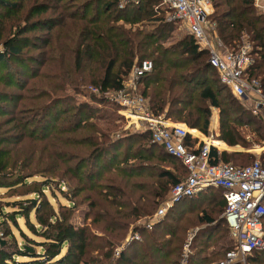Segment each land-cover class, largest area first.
Here are the masks:
<instances>
[{
  "label": "trees",
  "instance_id": "obj_1",
  "mask_svg": "<svg viewBox=\"0 0 264 264\" xmlns=\"http://www.w3.org/2000/svg\"><path fill=\"white\" fill-rule=\"evenodd\" d=\"M24 1L0 0L2 17L19 12ZM210 1L217 35L231 47L241 46L242 38H246L251 51L258 57L256 63L248 67V73L258 77V63L264 62V16L255 12L252 0ZM117 2L32 0L20 22L0 39V63L6 65L5 74L13 76L17 73L9 64L28 68L34 59L38 65L48 64L52 68L41 76L31 69L30 76L44 78L43 88L28 98L27 109L14 112L15 118L0 121V130L6 122L14 121L12 129L17 134L10 141L0 133V187L25 184V178L37 173L49 176V179L57 180L58 187L61 183L68 187L66 194L71 202L68 208L74 207V198L78 194L80 202H87L85 214L90 216L91 225L75 230L67 228V213L55 214L41 193L40 188L45 186L52 189L45 177L39 182L36 198L12 202L26 219L28 229L43 238L35 243L41 251L26 245L17 247L13 235L6 231L3 233L6 240L0 244V264H109L110 240L120 239L130 223L147 218L144 216L186 175L178 159L151 142L148 130L122 131L111 136L100 127L99 121L105 120L113 127L114 121L122 120L120 115L103 117L97 107L75 102L64 92L65 85L93 87L96 93H89V96L101 102L107 91L122 87L123 78L134 62L146 59L151 61V69L141 76L139 84L141 93L148 97L153 115L161 114L207 134L210 107L218 108V139L227 145L248 146L249 141L239 130L240 126L246 125L252 128L254 140L264 143L262 120L261 126L259 119L250 116L232 96L228 93L227 96L220 95L221 88L213 77L215 69L207 62L206 51L198 49L190 36L163 44L173 26L171 21H164L161 13L153 15L157 10L155 0H140L138 4L121 8ZM139 23L149 24L151 28L142 29ZM235 40L238 44H234ZM29 49L37 50L40 57L28 56ZM17 80L15 84L19 87ZM0 94L3 96L0 102H10L9 94ZM1 104L0 114H6ZM24 140L34 148L36 144H43L42 148L46 150L24 149L21 145ZM184 142L193 148L195 140L187 135ZM8 143L11 147H3ZM209 155V162L216 163L214 147H210ZM229 155L240 157L243 154ZM43 159L47 164L41 166ZM152 160L162 165L152 163ZM206 189L219 191L218 208L223 211L222 191L213 187ZM31 209H34V220L40 231L27 221V212ZM209 212L216 211L206 210L199 217L207 225L212 222ZM154 224L151 229L137 228L141 239L126 243L113 264H179L178 246L171 245L175 239L161 240L163 227ZM94 227L99 234L91 231ZM211 227L213 232L219 231L217 225ZM129 228L136 226L133 223ZM19 233L27 242H32L24 233ZM220 235L216 242L224 236ZM231 242L230 246L223 242L218 246L213 244L217 248L201 256H188L186 264H207L208 254L213 257L224 255L233 247ZM63 245L65 249L61 253ZM92 251H96L95 255ZM13 255L26 256L29 260L15 261ZM246 258L251 264H264V249L252 251Z\"/></svg>",
  "mask_w": 264,
  "mask_h": 264
},
{
  "label": "built area",
  "instance_id": "obj_2",
  "mask_svg": "<svg viewBox=\"0 0 264 264\" xmlns=\"http://www.w3.org/2000/svg\"><path fill=\"white\" fill-rule=\"evenodd\" d=\"M140 0H118L119 8L138 4ZM155 9L167 11L168 19L183 24L198 49L207 52L206 60L217 72L219 82L226 86L232 96L251 102V113L264 123V82L250 76L248 67L254 55L248 41L239 47L223 43L216 32V25L209 18L210 0H155ZM252 5L264 16V0H252ZM167 20V19H166ZM151 69V61L134 62L130 70L128 88L106 92L105 97L119 106V114L144 121L141 130H148L151 142L160 145L168 155L178 159L186 170L185 177L169 190L164 205L159 207L153 219L136 225L124 244L141 239L137 228L150 229L164 215V211L180 198L192 197L208 187L222 191L225 203L221 213L233 247L224 258L213 264H244L252 251L264 249V165L254 159L250 164L238 166L230 163H210L209 147L202 143L193 148L185 145L188 134L182 124L173 123L163 116L148 113L140 95L135 93L141 76ZM92 92L96 89L90 87ZM264 159V150L261 151ZM2 234L0 233V241ZM123 244L114 249L118 255ZM179 264H186L182 255Z\"/></svg>",
  "mask_w": 264,
  "mask_h": 264
},
{
  "label": "rangeland",
  "instance_id": "obj_3",
  "mask_svg": "<svg viewBox=\"0 0 264 264\" xmlns=\"http://www.w3.org/2000/svg\"><path fill=\"white\" fill-rule=\"evenodd\" d=\"M32 2V0H25L23 3V6L21 8V10L19 12H14L11 14V16H3L2 17V13L0 12V18H1V22H0V39H3L5 36H7V34L9 33V29H11L13 26H15L17 23L20 22L23 13L25 12V9L27 8V6ZM152 5H155V2H153ZM254 7V6H253ZM255 12L257 11V8L254 7ZM214 12L213 7H212V3L210 1V14H209V18L212 20V13ZM160 13L164 16L165 20L166 19L168 21L172 22V31L170 32L169 36L166 38L165 42L163 43L164 45L168 44V43H172L174 41H177L180 38H184V37H189V34L187 32V30L185 29V27L183 26L182 23H180L178 20H174V19H168V14L167 11L165 10H156V12H154V16H159ZM19 16V18H18ZM138 25V24H137ZM140 28L148 30L151 28V26L149 24H141L139 23L138 25ZM243 41H246V38L243 37L242 38ZM234 44H238V41L235 40ZM26 54L28 56H32V57H37L39 58L40 55L37 54V50L34 49H29ZM253 57L255 58L253 63H256V59L257 54L256 52H253ZM257 57V58H256ZM15 67V69L17 70V73L14 74L13 76H9L8 74H5V68L6 65H4L3 63H0V93L4 92L9 94V96L11 97L10 102H4L1 101L0 103L1 106L5 109L6 114H0V121L1 120H5V119H12L15 118L13 117V113L19 110H23V109H27L29 107V100L28 98L31 97L32 95H34L36 92H39V90L41 88H43V79L44 78H38V77H34V76H30L31 73H29L31 71V69L33 68L34 73L37 72V74H39V76H41L43 73H45L46 71L51 70L52 68L50 66H47L48 64H43V65H38V63H36L35 59L32 62H29L28 64V68H22V67H18L16 64H9V66ZM253 65V64H251ZM250 65V66H251ZM249 66V67H250ZM258 74H256V76H258V78L262 79L264 73V62H259L258 63ZM131 70V68H130ZM130 70L128 72V74L126 76H124L123 81H122V86L124 89L128 88V80L130 78ZM44 71V72H43ZM213 77L215 78L216 81V85L220 86L221 88V92L220 95L221 96H227V93L231 95V93L229 92V90L227 89L226 86H222L218 81H217V72L213 71ZM19 79L20 84L18 83L19 87H17V84H15V81ZM18 82V80H17ZM10 83V85H6ZM22 83V86H20ZM30 87L32 88V90L30 92H28V89H30ZM64 92L69 95L75 102H86L88 103V105H91L93 107H97L99 110V113L103 114V117H105L106 115L109 114H113V115H120V117L122 118V120H116L114 121V126L111 127L108 123L105 122V120H100L99 121V125L102 129L107 130V132L112 136H117L119 135L120 132H133V131H139L142 129V127L144 126L145 122L144 121H137L135 119H130L124 115L119 114V106L112 103L110 101V99H107L106 97L103 98V101L99 102V100H95L93 98H91L89 96V93H96V92H92L91 88L87 85H81L79 86V88H74L72 86H64ZM108 93H110L111 91H107ZM135 93H137L138 95H140L142 97L143 100V106L148 110V113H151V110L149 108V103H148V97L143 95L141 93V86L140 84H137L135 86ZM101 96V95H100ZM0 97L3 98V96L0 94ZM102 97V96H101ZM231 98H234L236 100L237 103H239L240 99L235 98L234 96H232ZM241 103H243L244 106H246V108L248 109L249 113L251 112V102L248 101H244L243 99L241 100ZM242 108L243 106L241 104H239ZM245 108V107H244ZM215 109H210V114H214L217 113L219 111L218 108ZM12 113V114H11ZM209 114V115H210ZM23 114L21 113V116ZM252 114L250 113V116ZM159 116H163L161 114H159ZM164 117V116H163ZM210 117V116H209ZM48 120L50 119V117L47 118ZM209 119V118H208ZM173 123H178V124H182L184 125V127L187 129V131L189 133H192L191 135H194L196 137H199L201 139V143L197 144V145H201L202 143H207L209 150H210V146L209 143L212 141L213 145H215V147L217 148V143H215V139H216V135L214 132V130H212L211 128V123L208 126V132L210 135H208L207 137L203 136L201 133H199L197 131V129L193 128H189L187 125H185L183 122L180 121H174L171 119H168ZM209 121V120H208ZM14 124V121H10L9 123L6 122V124L2 127V130H0V133L2 137H6V139H9L10 141H12L13 138L12 136L17 135L16 134V130L12 129V125ZM218 129V128H217ZM252 128L250 126H241L239 127V130L241 132H243L244 134H248V136L245 138L248 142V146H252L254 145L252 142H254L255 140V136L251 130ZM7 131V132H5ZM213 133V134H212ZM251 133V134H250ZM8 135L10 137H8ZM7 145V146H5ZM24 146V149H28V150H33V151H37L38 150H46V148H42L43 144H36L35 148L33 146H30V144L24 140V142H22V144ZM196 145V146H197ZM3 147H11V144H4ZM195 147V146H194ZM255 148V147H254ZM252 148L250 149V153H245L240 157H231L229 154L227 155L229 157V159H227V161L225 160V156L228 152L223 153V157L224 160H220L217 162H221V163H235L233 165H238L240 166V164H244V165H248L250 164L255 157L252 155V153L257 154V151H255V149ZM258 150H264L263 147H260ZM252 155V156H251ZM210 156V155H209ZM52 159V158H51ZM235 159H239L238 161H235ZM46 161L43 159L40 161V165L44 166ZM152 163H157L158 165H162L161 163H159L158 161L152 160ZM49 175V174H48ZM45 177H48V181L50 183V185L52 186V189L47 188L46 186L43 188H40L39 182L44 181ZM35 181V182H34ZM57 180H53V179H49V176H43L40 174H33L31 177H27L25 178V184H16L15 186L11 187V188H4V187H0V233L2 234L1 236V241L6 240V237H4V234L6 231H9L15 241H16V246L20 247L21 245H26V246H30L33 247V249L35 251H41V247L39 245H36L35 243L37 241H42L43 238L38 236V235H34L29 229L28 226L26 225V219L24 218V216H22L20 214V212H18V208L17 206L13 205L12 202L19 200V199H26V198H36L37 197V190H39V188L41 189V193L42 195L45 197V199L49 202V204L51 205V208L53 210V212L57 215H60V213L62 212H66L67 213V217H68V221H69V226L67 227L69 230H75L78 229L80 227H82L83 225H87V227H91L90 225V216L86 215L85 212L88 210L87 207V202H80L79 198L80 195L78 194L75 198V204L74 207L72 209L68 208L69 205H71V202L69 200V196L66 194L68 187L65 186L63 183H61L59 185V187L56 184ZM170 190V189H169ZM207 194L209 196H207ZM166 195L165 194L162 199L155 205V207L153 209L150 210L149 214H147L144 217L153 219L155 212H157L159 207H162L164 205V202L166 200ZM166 196V197H165ZM196 197H198V199H195ZM194 197L193 199H183L180 198L176 201H174L169 207L166 208L165 215H163L162 217H160L155 224L159 227H163V231L160 232V236H161V240L162 239H166V238H174L175 240H173L171 242V245L173 246H178V263L180 261V259L182 258V255H186V257H196L201 256L202 253L203 254H207L211 249L212 251H214V249H216L220 243H224L225 245H231V238L228 234L227 228L225 226V224L222 221V216H221V212H222V208H218L219 207V203L218 201H220V196H219V192L213 190V189H208L206 192V197L205 196H201L198 195ZM209 198H212V200H210ZM195 199V200H194ZM214 209L216 212L215 213H210L209 215L211 217L212 222L209 223L208 225L206 223H203V221L199 218L200 216H202L204 214V211L206 210H211ZM19 213V214H17ZM27 221L29 223H32L35 227L36 230L40 231V227L37 225V223L34 220V209H31L27 212ZM12 216H14V218H12ZM145 218V219H147ZM143 218H139L137 219V221L130 223V225L127 227L126 232L123 234V236L118 239V238H114V240H110L112 243V247L110 248V260H109V264H113L115 258L118 255L114 254V249L122 244H124L125 239L127 238V236L130 234V230L133 228H129L133 223L134 226L140 224L143 222V220H145ZM154 224V225H155ZM217 225L219 227V231L217 232H213L211 226H215ZM19 231H21L22 233L25 234L26 238L31 239L32 242H27L19 233ZM91 231L93 233H98V230L94 228H91ZM220 234L224 235L223 237L220 238L219 241L216 242V240L221 236ZM199 235V236H198ZM220 235V236H219ZM159 235H157L156 237L159 238ZM155 237V238H156ZM177 240V241H176ZM213 244H215L213 246ZM65 246L63 245L61 248V253L64 251ZM112 249V250H111ZM201 250L198 252V250ZM130 251V250H129ZM96 252V251H95ZM95 252H91V254L95 255ZM132 253H134V250L132 251ZM193 252V253H192ZM225 254V253H224ZM248 257V256H247ZM208 258L209 261L207 262V264H213L218 260H222L224 258V255H219V256H210L208 254ZM12 259H14L15 261H26L29 260L28 257L26 256H17V255H13ZM189 261V260H188ZM191 264V263H190ZM244 264H251V262H249L247 260V258L245 259V263Z\"/></svg>",
  "mask_w": 264,
  "mask_h": 264
},
{
  "label": "crops",
  "instance_id": "obj_4",
  "mask_svg": "<svg viewBox=\"0 0 264 264\" xmlns=\"http://www.w3.org/2000/svg\"><path fill=\"white\" fill-rule=\"evenodd\" d=\"M241 100L242 99H240V101H239V104H241L242 106H243V109H245L246 111H248V109L246 108V106H244L243 105V103H241ZM244 100V99H243ZM244 101H246V100H244ZM245 107V108H244ZM215 109V110H217L216 108H214V107H210V109ZM251 113V112H250ZM252 114V113H251ZM210 117H208L209 119V121H208V125H207V131H208V126H209V124L211 123V128H212V130H214V132L213 133H215V134H217L216 135V139H215V143H217L216 144V146L217 145H219V146H217V148L215 147V145H213V143H212V141L209 143V146L210 147H214L215 148V150H216V155H217V161H220V160H224V157H223V153H226V152H228L227 154H226V156H225V160L227 161V155L228 154H234V153H239V154H245V153H250V152H248V151H250V149H252V148H254L255 149V151H257V154H255V153H252V155L255 157V159H258L259 158V160H261V162L263 163V165H264V159L262 158V155H261V150H258L260 147H263L264 148V143H261V142H256V141H254V142H252L254 145H252L251 147L250 146H242V145H239V144H234V145H227L225 142H223L222 140H220V139H218L217 138V136H218V134H219V130L217 129L218 128V126H219V121H218V119H219V115H218V112L217 113H214L213 115L212 114H210L209 115ZM252 116L253 117H255L257 120L259 119V123H260V121H261V119L259 118V117H256V116H254L253 114H252ZM260 125H261V123H260ZM243 126V125H242ZM262 126V125H261ZM241 127V126H240ZM263 128V127H262ZM193 130H194V128H193ZM198 131V130H197ZM199 133H201L200 131H198ZM212 133V134H213ZM242 134H243V136L246 138L247 136H248V134H244L243 132H241ZM192 133H189L188 132V134L187 135H189L190 136V138H192V139H194L195 140V142H194V146H196L197 144H199V143H201V139L199 138V137H196V136H194V135H191ZM203 136H205V137H207L208 135H210L209 134V132H207V134H203V133H201ZM251 134V133H250ZM254 134V133H253ZM247 139V138H246ZM193 146V147H194ZM251 154V153H250ZM251 155V156H252ZM207 190L208 189H205V190H202V191H200V192H198V193H196L194 196H192V197H189V199H193L194 197H196V196H198V195H201V196H205L206 197V192H207ZM215 190V189H214ZM219 192V191H218ZM221 194V193H220ZM207 196H209L208 194H207ZM220 196V195H219ZM187 199H188V197H186ZM186 198H183V199H186ZM195 199H198V197H196ZM194 199V200H195ZM210 200H212V198H209ZM220 199H221V197H220ZM165 214V213H164ZM151 229V228H150ZM124 245L125 244H123V247H124Z\"/></svg>",
  "mask_w": 264,
  "mask_h": 264
},
{
  "label": "water",
  "instance_id": "obj_5",
  "mask_svg": "<svg viewBox=\"0 0 264 264\" xmlns=\"http://www.w3.org/2000/svg\"><path fill=\"white\" fill-rule=\"evenodd\" d=\"M2 243V241H0V244Z\"/></svg>",
  "mask_w": 264,
  "mask_h": 264
}]
</instances>
